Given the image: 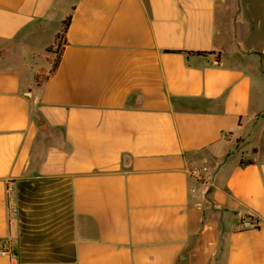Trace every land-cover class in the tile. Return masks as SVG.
<instances>
[{"label":"crops","instance_id":"1","mask_svg":"<svg viewBox=\"0 0 264 264\" xmlns=\"http://www.w3.org/2000/svg\"><path fill=\"white\" fill-rule=\"evenodd\" d=\"M2 242L26 264H264V0H0Z\"/></svg>","mask_w":264,"mask_h":264},{"label":"rangeland","instance_id":"2","mask_svg":"<svg viewBox=\"0 0 264 264\" xmlns=\"http://www.w3.org/2000/svg\"><path fill=\"white\" fill-rule=\"evenodd\" d=\"M51 17L49 26L47 29L41 32L40 38L38 41L40 43L36 44L34 48H31L28 52L33 53L30 58V62L32 63L34 69H36V78H40V82H42L47 73L52 69L53 63L56 58L60 55L61 45L57 46L56 38L54 40V30L59 28L60 19L66 14V6L60 5L56 8V10L51 11ZM57 35V34H56ZM62 44L63 40L60 41ZM55 44L51 47L52 52L48 51V48H44V45ZM44 48V49H43Z\"/></svg>","mask_w":264,"mask_h":264},{"label":"built area","instance_id":"3","mask_svg":"<svg viewBox=\"0 0 264 264\" xmlns=\"http://www.w3.org/2000/svg\"><path fill=\"white\" fill-rule=\"evenodd\" d=\"M192 173L197 176L198 178L202 179L203 178V175H202V172L200 169H193L192 170ZM242 227L243 228H246V229H252V228H256L258 227V224L256 222H254V220L252 218H245L243 221H242ZM0 254L3 255V256H8L10 257V260H11V264H26L24 262H21V263H16L15 261L12 260V254L8 248V246L6 245V243L2 242L0 243Z\"/></svg>","mask_w":264,"mask_h":264},{"label":"trees","instance_id":"4","mask_svg":"<svg viewBox=\"0 0 264 264\" xmlns=\"http://www.w3.org/2000/svg\"><path fill=\"white\" fill-rule=\"evenodd\" d=\"M70 21H71V14H69V15H68V16L62 21V27H61V30H60V31L57 33V35H56L57 46H60V45H61V47H62V45L65 43V42H64V37H65V33H66V31H67V28L69 27ZM61 40H63V43H62V44H60V43H61V42H60ZM51 47H53V46L48 47V51H50V52H52ZM200 53H202V52H200ZM59 59H60V55H59V56L56 58V60L54 61V63H53V67H52V69L50 70V73L56 70V68H57V66H58ZM46 77H47V75H46ZM46 77H45V78H46ZM37 81H38V84L41 83L39 77L37 78ZM241 163H242V164L252 163V160H242Z\"/></svg>","mask_w":264,"mask_h":264}]
</instances>
